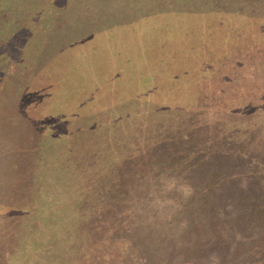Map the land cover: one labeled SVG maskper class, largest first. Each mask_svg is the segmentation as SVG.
<instances>
[{"label":"rangeland","instance_id":"374dc122","mask_svg":"<svg viewBox=\"0 0 264 264\" xmlns=\"http://www.w3.org/2000/svg\"><path fill=\"white\" fill-rule=\"evenodd\" d=\"M11 1L12 7L19 10V3L15 5V0ZM227 3H232V0H40L30 18L20 23L29 25L30 30L23 27L13 32L9 39L0 40V55L3 54L0 59L4 64L15 63L17 59L22 61L24 55L32 65L29 69L33 89L48 85V96L43 95L45 100H41L45 104L34 105L36 108L32 107L31 111L16 109L19 108V100L18 104L15 102V108L0 103V120L8 121L12 129H15V116L9 114L18 110L17 115L20 116L16 123L18 132L11 134L15 143L9 147V157L6 154L1 157L4 147L0 141V161L3 162L0 164V203L14 199L12 189L16 184L27 182L29 177H35L45 167L44 162L35 163L33 160L49 156L55 148L77 154L86 141L90 145H96L98 141L110 144L115 136L130 134H144L148 138L152 134H178L177 139L182 137L181 134L209 137L210 134H219L222 129L219 124L229 121L228 112L224 109L217 112L218 108L232 106L235 102L244 109L250 105L252 110L246 108L238 129L223 135L231 139L235 144L233 147L241 144L239 151L245 148V152L264 154V69L249 75L245 73L252 62H263L264 67V53L256 52L263 45L245 55H231L232 52L226 55L225 50L219 49L213 54L207 52V55L200 56L202 51L198 41L206 40L214 29L227 32V35L215 38L230 39L238 35L243 38L244 33L240 29L243 19L232 16L231 11H216L230 10ZM254 26L259 36L264 37L263 15L257 16ZM249 28L251 30L253 26ZM257 40L252 43L253 48L261 43ZM11 66L5 68L12 70ZM24 70L19 68V71ZM221 71L234 76L229 82L233 86L223 85L225 79L219 75ZM4 86L9 88L7 95L13 96V87ZM220 89L225 91L223 97ZM217 104L221 106L213 107ZM199 105L213 108L204 111L205 114L198 110L194 116L195 107ZM181 110L191 113L182 116ZM41 115L47 124L44 129L40 124ZM209 116L220 117V120L212 127L193 130ZM184 117L183 121H187L190 127L186 130L176 128L177 118ZM196 119L198 125L194 122ZM85 126L88 127L86 130ZM216 126L218 129L214 130ZM10 139L6 141L8 145ZM123 168L126 173L133 169L130 164ZM165 170L154 172L155 176L165 177L150 180L151 187L153 185L158 191L154 196H148L144 190L137 196V203H142L135 209L137 217H143L140 208H151L147 215L158 219L161 211L156 203L161 198L174 207H180L184 197L181 188L188 183L174 177V172ZM240 186L243 187L242 184ZM220 196L222 194L216 195L211 204L217 203L221 207L223 203L226 206L220 209V214H215L220 227L213 226L211 230L217 232L214 230L217 229L224 241L218 243L209 239L210 236L205 238L201 242L204 250L200 264H219L215 260L219 254L226 264H264V241L259 242L255 235L261 230L260 224L245 213H249L248 201L240 202V210L237 211L239 208L228 209L230 201ZM235 203L239 207L238 202ZM175 220L181 226L184 216L178 215ZM167 221L163 218L161 225H166ZM150 228L147 226L142 231ZM158 231L165 238L173 235L176 241L179 240L180 231L168 232L163 226ZM113 233L115 238L112 236L109 243L102 242L103 233H94L98 242L101 241L91 250L94 256L90 264H140V259H132L130 250L121 252L117 248L119 236ZM247 236L252 237L248 240ZM9 239L14 244L19 242L13 229H0V264L58 263L49 252H38L33 260L29 255L26 260L15 257L14 247L8 246ZM180 243L172 247L180 246ZM174 259L176 257L172 255L169 264H174ZM72 260V257H67L59 262L69 264ZM80 263L85 264L86 259Z\"/></svg>","mask_w":264,"mask_h":264},{"label":"trees","instance_id":"16d2710c","mask_svg":"<svg viewBox=\"0 0 264 264\" xmlns=\"http://www.w3.org/2000/svg\"><path fill=\"white\" fill-rule=\"evenodd\" d=\"M17 3L20 5L19 10L18 7H16L17 10L12 7L13 1L0 0V40L2 41L9 39L11 34L16 30L18 32L20 28L25 27L30 30L29 25L20 23L30 18L31 12L40 4V0L25 2L15 0V5ZM232 3H227L230 10L216 11H231L229 13L232 16L241 17L243 27L240 29L244 33L243 38L240 39L239 35L230 39L215 38L227 35V32L214 29L206 40L198 41L202 51L200 56L207 55V52L213 54L219 49L225 50L226 55L231 52V55H245L244 53L255 51L260 45H263L262 49L256 52L264 53V37L259 36L254 26L257 16H264V0H232ZM236 3L239 4L235 5ZM250 26H253L251 30ZM199 33L203 34L202 31ZM255 39H259L261 43L253 48L252 43ZM0 57H3V54ZM23 59L5 64L0 59L2 66H0V103L3 102L5 106L15 108V102L18 104L19 100V108L16 109L31 111L32 107L36 108V105L43 103L41 101L45 100L42 99L43 95L48 96V85L33 89L34 86L30 82L32 73L29 69L32 65L24 55ZM251 64L253 65H249L247 67L249 69L245 71L248 75L255 70L264 69L263 62L257 61ZM8 66H11L12 70L5 68ZM19 68L26 71H19ZM219 75L225 79L224 86H233L229 82L234 76H228L229 74L225 71L219 72ZM4 85L13 87L15 96L7 95L6 91L9 88H5ZM35 90L38 92H34ZM220 92L223 97L225 91L220 89ZM22 99L25 101L22 102ZM218 106L221 105L217 104L213 107ZM213 107L196 106L194 116L198 114V110L205 114ZM246 108L252 110L250 105ZM221 109L228 112L229 121L221 123L222 126L219 124V127H222L219 134H210V136L208 134L209 137H204L203 134H181L182 137L178 139V134H152L149 138L144 134H130L126 135L127 137L117 135L110 144L98 141L96 145H90L86 141L85 147L83 146L77 154L66 153L65 150L61 152L55 148L49 156H43L42 159L35 158L33 160L35 163L44 162L45 167L38 171L35 177H29L27 182L16 184V187L12 189V197L16 201L11 198L5 204L2 201L3 204L0 203V229L5 231L10 228L18 234L17 244L10 239L8 241V246L14 247V256L26 260L29 255L33 260L36 253L49 252V255L56 257L57 264H62L60 262L67 257L73 258L69 264H81L82 259H86V263L90 264L94 256L92 248L101 239L102 242H111L110 238L115 232L116 237L117 234L119 236L117 248L121 252L130 250L132 259H140V264H169L172 255L176 257L174 264H200L201 253L204 250V247L201 248L203 246L201 242L205 238L208 239L210 236L209 239L218 243L224 241L217 229H214L217 232L212 231L213 226L220 227L219 223H216L215 214H220V209L226 206L223 203L221 207L217 203L211 204V200L218 194H222L220 196L222 199L230 201L228 209L232 210L235 208H239L237 211L240 210V202L248 201L246 203H248L249 213L244 211L249 217L257 219L261 230L256 232V239L259 242L264 241V154L245 152L243 150L245 148L239 151L241 144L237 148L233 147L235 144L233 145L231 139L223 134L238 129L237 126L241 125L240 119L245 109L236 102L225 108L221 106L217 112ZM18 110L9 114L15 116V129L10 127L8 121L0 120V133L4 135H0V141L4 147L2 158L4 154L9 157V147L15 143L11 134L18 132L19 125L16 128L20 117L17 115ZM190 113V111L189 113L180 111L182 116ZM41 116L40 124L44 129L47 124L43 121V115ZM184 119L185 117L177 118L178 124L174 122L176 124L174 126L185 130L189 128ZM217 120H220V117L209 116L207 120H201L202 125L199 126L196 119L194 122L198 126L191 130H198L204 126L212 127ZM90 126L91 124L88 127ZM88 127L85 126L84 130ZM217 129L216 126L214 130ZM8 138H11L9 145L6 142ZM88 138L91 136L88 135ZM40 140L45 142L43 139ZM50 141L52 142V139ZM5 151L7 153H4ZM1 163L3 162L0 161ZM128 164L134 171L131 168L132 172H125L126 169L123 167ZM93 165L96 167L93 168ZM161 169L174 172V177L186 180L193 189L192 195L186 197L183 194L179 208L161 198L156 203V207L161 211L158 219L147 215V210L151 208L147 210L140 208L143 217L139 218L135 209L141 207L142 203H137V196L143 190L148 196H154L158 192L153 185L151 187L150 180L165 177L155 176L154 172ZM137 170H139L138 173H136ZM241 184L243 187L240 186ZM181 191L183 193V188ZM235 202H238L239 207ZM48 204L49 215H47ZM217 207L220 208L215 210ZM178 215L184 216L181 226L175 223ZM17 217L19 220H16ZM6 218L8 219L4 221ZM163 218L168 220L166 225H161ZM147 226L148 229L151 227L150 230L143 232L142 228ZM160 226L168 232L180 231L179 240L176 241L173 235L165 238L161 230L158 231ZM99 232L103 233V236L98 242L94 233ZM247 237L250 240L252 236ZM226 239H229L227 235ZM179 241H181L180 246L172 247ZM222 257L219 254L215 260H218L219 264H226Z\"/></svg>","mask_w":264,"mask_h":264},{"label":"clouds","instance_id":"9594fccd","mask_svg":"<svg viewBox=\"0 0 264 264\" xmlns=\"http://www.w3.org/2000/svg\"><path fill=\"white\" fill-rule=\"evenodd\" d=\"M193 192V189L191 188L190 185H184L183 188V194L187 197V196H191Z\"/></svg>","mask_w":264,"mask_h":264}]
</instances>
